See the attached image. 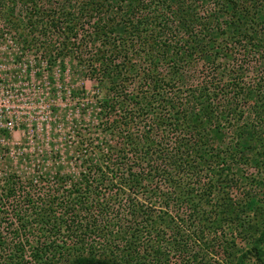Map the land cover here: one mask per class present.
<instances>
[{"label": "trees", "instance_id": "trees-1", "mask_svg": "<svg viewBox=\"0 0 264 264\" xmlns=\"http://www.w3.org/2000/svg\"><path fill=\"white\" fill-rule=\"evenodd\" d=\"M5 35L84 65L110 139L1 183L0 264H264V0H0Z\"/></svg>", "mask_w": 264, "mask_h": 264}, {"label": "rangeland", "instance_id": "rangeland-1", "mask_svg": "<svg viewBox=\"0 0 264 264\" xmlns=\"http://www.w3.org/2000/svg\"><path fill=\"white\" fill-rule=\"evenodd\" d=\"M23 42L11 35L0 39V186L13 174L77 180L84 159L98 161L97 147L110 139L100 125L105 87L89 80L72 56L44 55ZM240 169L247 186L264 176L257 158Z\"/></svg>", "mask_w": 264, "mask_h": 264}]
</instances>
